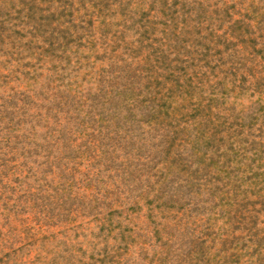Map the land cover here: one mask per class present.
Here are the masks:
<instances>
[{"label": "rangeland", "instance_id": "1", "mask_svg": "<svg viewBox=\"0 0 264 264\" xmlns=\"http://www.w3.org/2000/svg\"><path fill=\"white\" fill-rule=\"evenodd\" d=\"M0 264H264V0H0Z\"/></svg>", "mask_w": 264, "mask_h": 264}]
</instances>
